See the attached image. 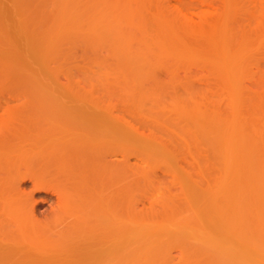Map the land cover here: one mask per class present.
<instances>
[{"label": "bare ground", "instance_id": "bare-ground-1", "mask_svg": "<svg viewBox=\"0 0 264 264\" xmlns=\"http://www.w3.org/2000/svg\"><path fill=\"white\" fill-rule=\"evenodd\" d=\"M255 1L195 0L192 6L184 8L172 5V0H130V43L147 44L157 54V59L145 60L153 66L151 71L156 72L152 78L132 73L135 76L130 79L127 94L130 99L140 106H151L148 118L196 121L197 125L203 122L204 131L223 115L224 92L229 96L227 106L232 112L240 113L237 105L245 102L242 92H248L246 73L254 62L252 58L257 51L254 47L264 40V6L260 7ZM196 9L200 11L195 12ZM9 57L0 56V79L3 81L0 80V94L5 96L9 91L7 100L25 101L16 106H7L6 102L5 108H0L4 112L0 116V250H52V255L45 258V262L52 264H130L131 217L150 221L164 213L178 214L188 206L194 209V205L198 206L194 210L207 213L215 205V210L218 207L221 213L226 211L221 214L225 221L228 220L226 222L235 221L231 220L233 213L231 221L226 217L231 212L227 214L228 206L216 194L218 190L212 194L209 186L205 187L197 173L199 170H193L195 158L179 148L168 128L152 123L136 124L124 116H117L112 109L91 104L86 98L89 94L71 83H58L53 89L43 83V86L39 83L41 88L37 87L35 79L30 84L25 76L29 72H21L19 67L23 66L15 62L17 56L12 55L15 59L12 62ZM45 58L37 60L41 68L42 65L48 68L49 60ZM40 65L35 64L36 68ZM181 70L184 77L180 76ZM199 70L206 71L207 75L202 73L201 78L197 74L194 77L192 72ZM10 78L16 82H11ZM57 80L60 82L57 78L56 83ZM197 81L207 85V92L196 103L185 105L175 98L183 85L193 86ZM53 82L46 81L51 87ZM56 87L59 91L54 92ZM207 130L204 135L210 133ZM260 131V134L264 132ZM208 134L206 138L211 133ZM227 144L229 149L225 152L229 151L231 157L223 152ZM227 144L225 148L222 146L224 150L221 148L227 155H223L225 161L231 160L230 166H227L229 161L225 162V168L229 167L228 171L231 168L232 174L240 173L239 159L243 157H237L240 153L236 152L239 150L236 144ZM233 160H237L236 163ZM235 166L240 170H233ZM241 181L244 182L240 180V184ZM226 182L233 190V184ZM226 186L224 184L222 197L225 200L227 195H232L234 200L237 188L232 194ZM215 194L220 201L212 197ZM210 200H215L214 204ZM233 200L228 203L233 209L230 206L228 209L235 212L237 202L232 204L236 201ZM44 206H48L47 210L41 211ZM206 222L210 224L209 220Z\"/></svg>", "mask_w": 264, "mask_h": 264}, {"label": "rangeland", "instance_id": "rangeland-1", "mask_svg": "<svg viewBox=\"0 0 264 264\" xmlns=\"http://www.w3.org/2000/svg\"><path fill=\"white\" fill-rule=\"evenodd\" d=\"M194 1L172 0V5L185 8L187 5L192 6ZM255 2L260 7L261 5L264 6V0H256ZM256 46L258 47H254V50L257 49V51H255L256 53L252 58L254 62H251L252 65L247 69L248 71L246 70L247 78L245 81L247 87L251 88L250 90L246 87L247 91H254V93H249L251 94L249 95L248 92H242L243 95L240 94L245 99V102L237 105L240 106V110H238L240 113H236L232 112L231 107L227 106L229 96L224 92L225 97H223L222 105L225 111L223 115H219V119L221 117L220 120L212 121L214 123L207 122V124H211L210 127H213L212 130H214H209V126V128L205 127L209 130L206 129L207 132L211 133H209L210 135L207 133L209 135L208 139L206 138L207 134L204 135L206 130H203L205 125L203 122L204 125L202 126L201 122V124L198 123L197 125L196 121L191 123L176 119L154 120L153 118H148L151 106H140L139 103L131 100L130 96L127 95L130 92V79L135 76L133 75L134 72L139 73V75L147 74L148 77L152 78L156 72L151 71L153 66L145 62V60L157 59L155 58L157 55L156 51H152L147 44L130 43V0H0V56L1 58L7 57L5 59L10 56L11 62L16 59L17 66L21 64L24 67H19V70L22 69L21 72H29L27 75L25 73V76H30L29 78L26 77L27 81L30 79L28 83L35 79L38 82H36L37 85L35 84L37 87H39V83L41 85L43 83L51 89L55 85L58 87L59 85H64L63 83H71L81 92L89 94V97L86 98L90 100L87 102L91 104L102 109H112L117 116H124L136 124L152 123L168 128L173 133L179 148L186 151L187 154H192V157L196 159L195 162V159L192 158L194 162L193 170L195 169V172L199 170L197 173H200L205 187L208 185L209 187H207L212 190H210L212 194L218 190L216 194H219V196L215 194L212 197L216 198L218 196L231 208L229 204L233 200L232 195L231 197L227 195L232 198H229L230 200L225 195V200H229L228 202L223 198V194H225L223 191L225 189L227 191L226 185H228V190L232 189L226 181L233 184V190L237 188V190H234V194L232 193L234 192L233 190L230 193L233 194L234 200H236L232 204L237 202L236 206L234 205V210L238 214L234 215L236 211L231 210L233 208L228 209L226 205L224 206L227 208V214L231 212L230 216H225L230 220L233 213L231 220H235L234 222L231 220V222H226L228 220L225 221L226 218L223 216L226 211L221 213V211H218V207L216 211L214 209L215 205L211 208L213 211L209 209L208 214L205 213L206 211L198 212L194 210L198 208V206L194 205V209L188 206L186 207L187 209L178 214L169 216L164 213L150 221L146 219V221L144 220L145 222L142 219L140 220L143 222L131 217L130 264H261V262L264 264V256H262L264 255V132L262 133L264 131V40L259 41ZM163 54H166V52ZM12 55L17 57L14 59ZM39 57L41 60L47 57V60H49L47 63L48 68L46 66L43 67V65L41 68L40 63H38ZM32 59H34L35 63H32ZM17 60L22 61L19 63ZM31 64L35 68L33 71ZM35 64L37 66L40 65V67L36 68ZM17 66L16 68H18ZM25 66H27L28 71ZM37 69L39 72L41 69V72L35 71ZM195 70L197 71V69ZM199 71L197 73L195 71L192 72L195 75L194 77H196V74L203 76L202 73L206 72L200 71L199 73ZM180 74L181 77H184L182 70ZM205 74L207 75V73ZM57 78L60 79L61 83L59 80H57V83L55 82ZM11 80L16 82V79L10 78ZM48 80L50 82L54 81L56 84L53 82L52 86H54L51 87V85L49 86L46 83ZM57 87L54 92L59 91ZM49 89L47 88L48 91H52ZM4 90L6 92V89ZM177 92L178 97L175 96V98L188 105L189 103H196L203 97V94L207 92V85L204 82L199 83L197 81L193 86L183 85V88H180ZM6 93L5 96L0 94L4 96L0 100H7L6 95L8 94ZM243 99L242 101H244ZM23 101L25 99L0 101V105H2L0 108H3L6 102H8L7 106L12 104V106H16ZM3 114L4 112L0 110V116ZM260 127L261 131L259 130ZM262 135L263 137H261ZM206 139L208 140L206 141ZM209 140L211 143L208 142ZM225 142L236 144L237 149H239L236 152L239 151L241 156L237 157H243V161L239 159L240 167L242 168L238 167L242 171L236 173L237 175L230 172L231 168L230 171H228L229 167L225 168V162L229 161V159L225 161L226 157H223V155H226L225 153L228 154L229 152H225L229 149V145ZM226 144L228 145L226 146L227 148H225ZM221 148L224 150V154L221 152ZM242 151L244 152L243 154ZM228 155L230 156V154ZM230 161L227 166H230ZM236 161L234 162L236 163ZM237 166L233 170H237ZM224 169L228 173V177L226 176L227 173H224ZM243 170L244 173H242ZM230 173L233 177L232 175L229 177ZM243 174L245 175L243 176ZM159 175L161 176V173ZM245 178L247 179L245 180ZM238 180H244V182L241 181L240 184ZM255 180L256 182H254ZM224 184L226 186V188L224 187L225 189L223 188ZM250 189L252 190L249 192ZM253 193L254 195H251ZM218 197L216 198L217 200L215 199L216 201H220ZM215 200H210V202ZM242 202L244 203L242 204ZM220 205H218L219 208H221ZM142 207L140 206V208ZM47 208L48 206H44L40 210L45 211ZM222 209L225 210V208ZM258 211L261 212L259 213ZM241 212L243 214L239 216ZM202 213L205 215V224L203 223L204 220L203 222L200 220L204 216ZM209 214L211 216H208ZM218 215L221 217L218 218ZM220 218L223 219H221L223 222L217 220ZM246 219L247 221H245ZM208 220L210 224L215 220L212 223L215 227H219L222 224V227L219 228L221 230L225 229L226 233L223 230L222 232L227 234V236L223 235L218 227H212L213 231L216 230L213 232L211 228L213 225H208L206 222ZM225 222L226 226L224 225ZM227 225L229 228L232 226L230 230H233L230 231ZM238 226L240 231L237 229ZM217 229H219L220 233L217 232ZM227 229L229 232H227ZM143 232L146 235L142 234ZM213 233L218 237L212 236ZM156 235L160 237L157 238ZM226 241L228 243H225ZM156 242V245L152 244ZM147 244L152 246L146 247ZM52 253V250L49 252L43 250H0V264L5 262L9 264H52L45 262L46 256L52 255Z\"/></svg>", "mask_w": 264, "mask_h": 264}]
</instances>
